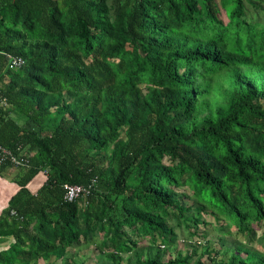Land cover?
Listing matches in <instances>:
<instances>
[{
	"label": "trees",
	"instance_id": "trees-1",
	"mask_svg": "<svg viewBox=\"0 0 264 264\" xmlns=\"http://www.w3.org/2000/svg\"><path fill=\"white\" fill-rule=\"evenodd\" d=\"M0 146V264H264V0H0Z\"/></svg>",
	"mask_w": 264,
	"mask_h": 264
},
{
	"label": "rangeland",
	"instance_id": "rangeland-1",
	"mask_svg": "<svg viewBox=\"0 0 264 264\" xmlns=\"http://www.w3.org/2000/svg\"><path fill=\"white\" fill-rule=\"evenodd\" d=\"M254 233L253 235H243L241 233H238L236 231H234L232 233V235H229L227 237H225V239L223 241H220V240H216L212 234H214V232H218V231H214L212 230L209 234H206V239H212V244H214L216 247H219L221 246L222 249H226L227 247H230V248H234V247H237V243H243V244H247L248 246H251V247H255L257 249H264L262 248V245L264 244V222H262L261 224H256L254 223ZM218 230V229H217ZM176 231V241L178 240H185V244L184 245H178V244H175V245H172L170 246V250H174L175 247L177 249L180 248V250L182 251H185V247L187 246V244L189 243H194V244H198L199 240H202V237H197L196 239L198 240H194L192 236H189V231L187 229H185L184 227H176L175 229ZM144 238H147V237H144ZM94 240L91 239V241H88V242H83V243H79L77 244V248L78 250H80V252L82 254H85L86 256H91L92 258V261H96L98 262V264H109V261L105 260L103 255L102 254H99L95 249H94ZM146 245V247L149 248V250L151 252H153V249L150 248L151 246H148L147 245V241L145 240H142V241H139L138 242V245ZM152 254V253H151Z\"/></svg>",
	"mask_w": 264,
	"mask_h": 264
},
{
	"label": "crops",
	"instance_id": "crops-1",
	"mask_svg": "<svg viewBox=\"0 0 264 264\" xmlns=\"http://www.w3.org/2000/svg\"><path fill=\"white\" fill-rule=\"evenodd\" d=\"M43 170L39 171L28 183L27 187L30 191L36 192L41 184L45 180V176L42 173ZM19 173L18 166L9 165L0 172V212L4 209L9 198L19 188L16 183V178Z\"/></svg>",
	"mask_w": 264,
	"mask_h": 264
},
{
	"label": "built area",
	"instance_id": "built-area-1",
	"mask_svg": "<svg viewBox=\"0 0 264 264\" xmlns=\"http://www.w3.org/2000/svg\"><path fill=\"white\" fill-rule=\"evenodd\" d=\"M23 59L19 56H10L9 64L12 67H19L23 64ZM9 162L15 166H24L26 165L27 159L20 158L17 155L13 154L8 148L0 146V164L2 162ZM46 177V170L42 172ZM88 191V188L79 185V184H66L65 185V199L67 201H73L75 198L79 197L82 193Z\"/></svg>",
	"mask_w": 264,
	"mask_h": 264
}]
</instances>
